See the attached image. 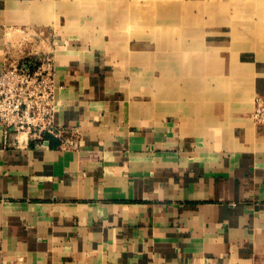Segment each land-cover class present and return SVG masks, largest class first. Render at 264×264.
<instances>
[{
  "label": "crops",
  "instance_id": "obj_1",
  "mask_svg": "<svg viewBox=\"0 0 264 264\" xmlns=\"http://www.w3.org/2000/svg\"><path fill=\"white\" fill-rule=\"evenodd\" d=\"M55 2L0 0V72L49 44L55 123L78 139L19 149L0 126V264H264V59L191 93L140 41L72 44ZM29 29L45 38L17 47Z\"/></svg>",
  "mask_w": 264,
  "mask_h": 264
},
{
  "label": "rangeland",
  "instance_id": "obj_2",
  "mask_svg": "<svg viewBox=\"0 0 264 264\" xmlns=\"http://www.w3.org/2000/svg\"><path fill=\"white\" fill-rule=\"evenodd\" d=\"M53 7L61 11L60 32L72 34V44L123 49L130 40L140 41L157 58L178 61L174 79L179 87L189 86L191 93L210 92L213 78L220 73L225 79L235 60H253L254 51L264 59V0H57ZM32 32L16 35L15 45L38 48L37 42L45 37ZM65 37L69 36L62 37L63 43ZM51 51L46 44L45 53ZM182 64L189 68L182 70ZM245 72L239 93L248 97L253 74Z\"/></svg>",
  "mask_w": 264,
  "mask_h": 264
},
{
  "label": "built area",
  "instance_id": "obj_3",
  "mask_svg": "<svg viewBox=\"0 0 264 264\" xmlns=\"http://www.w3.org/2000/svg\"><path fill=\"white\" fill-rule=\"evenodd\" d=\"M56 88L51 53L5 58L0 72V126L5 146L45 147L57 139L60 148L76 147L77 133L55 123ZM251 117L264 126V97L255 99Z\"/></svg>",
  "mask_w": 264,
  "mask_h": 264
}]
</instances>
